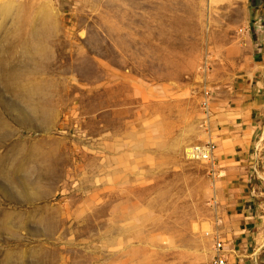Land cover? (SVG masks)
<instances>
[{"label": "rangeland", "instance_id": "1", "mask_svg": "<svg viewBox=\"0 0 264 264\" xmlns=\"http://www.w3.org/2000/svg\"><path fill=\"white\" fill-rule=\"evenodd\" d=\"M261 54L264 0H0V264H209L186 151Z\"/></svg>", "mask_w": 264, "mask_h": 264}, {"label": "crops", "instance_id": "2", "mask_svg": "<svg viewBox=\"0 0 264 264\" xmlns=\"http://www.w3.org/2000/svg\"><path fill=\"white\" fill-rule=\"evenodd\" d=\"M261 57L263 66L258 70L234 79L216 77L219 89L210 102L206 139L217 146L214 183L220 210L215 222L224 240L227 264H264V87L260 88L259 81L264 56Z\"/></svg>", "mask_w": 264, "mask_h": 264}, {"label": "built area", "instance_id": "3", "mask_svg": "<svg viewBox=\"0 0 264 264\" xmlns=\"http://www.w3.org/2000/svg\"><path fill=\"white\" fill-rule=\"evenodd\" d=\"M210 98L206 99L203 102L205 110L209 109ZM217 146L211 139H206L205 142L200 144L193 145L189 147L186 151V156L191 161L196 162H206L210 165L212 174L215 175L216 166H215V152ZM225 246L224 243L217 238L215 243V252L211 258L209 264H227V258L224 253Z\"/></svg>", "mask_w": 264, "mask_h": 264}]
</instances>
